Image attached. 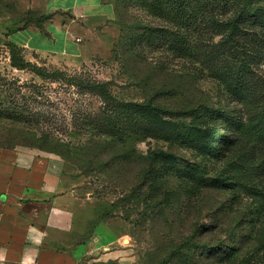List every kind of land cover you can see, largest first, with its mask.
I'll list each match as a JSON object with an SVG mask.
<instances>
[{"label":"rangeland","instance_id":"rangeland-1","mask_svg":"<svg viewBox=\"0 0 264 264\" xmlns=\"http://www.w3.org/2000/svg\"><path fill=\"white\" fill-rule=\"evenodd\" d=\"M47 1L0 0V91L11 95L13 102L25 105L35 125L33 129L0 118V138L4 134L27 138L47 133L61 139L66 145L61 149L66 185L75 190L77 206L88 207L90 230L102 220L122 230L123 249H126L122 264H224L218 252L209 257L204 252L206 247L214 248L217 242L227 239L223 231L204 234L199 231L194 239L192 235L194 225L209 223L213 216L218 217L221 224L235 227L240 224L238 216L224 211L218 213L223 207L221 204L230 196L205 190L190 205L192 192L178 188V182L171 178L167 189L180 196L172 198L170 207L161 212L158 203L130 193L133 187L138 188L139 168L109 167V170L122 169L119 173L121 186L109 178L110 171L102 170L96 160L88 163V159L106 153L105 150L82 148L90 139L102 134L98 127L103 121L104 104L98 96L83 92L72 80L82 77L106 82L119 100L150 102L167 111L166 119L175 121L181 128L190 122L192 110L200 111L206 105L227 108L242 120V125L252 126L242 133V142L234 153L261 162L260 177L255 175L258 178L254 184L264 185V136L260 135L264 122L259 120L264 99V60L254 66L247 77L254 98H238L236 93L210 79L195 80L187 63L162 48L146 44L143 49L129 50L128 38L141 32L137 23L149 22L150 18L134 0H110L115 9L114 17L88 22L82 30L80 54L20 53L25 61L55 76H39L31 67L15 69L5 44L9 33L23 26L29 17L34 19L47 13ZM239 131L242 127L238 126L228 132L231 137H237ZM136 147L139 152L146 153L148 147L167 150L169 143L164 138L147 139L138 142ZM173 149L183 159H192L190 151L180 146ZM213 167L221 169L224 161L209 162V170ZM242 197V203L236 207L241 209V214L254 211L257 224L245 228L237 244L239 255L231 264H264V252L257 245V228L264 227V201L259 200L263 206L257 208L259 201L254 197ZM101 217L105 218L100 220ZM231 241L235 243L236 239L231 237Z\"/></svg>","mask_w":264,"mask_h":264},{"label":"trees","instance_id":"trees-1","mask_svg":"<svg viewBox=\"0 0 264 264\" xmlns=\"http://www.w3.org/2000/svg\"><path fill=\"white\" fill-rule=\"evenodd\" d=\"M134 2L143 8L150 21L137 23L141 32L128 38L129 50L143 49L146 44L162 48L187 63L195 80L210 79L236 93L238 98H254L250 88L252 85L247 80L253 67L264 60V0ZM54 15L55 13H44L34 19L28 16L23 26L12 29L9 36L33 25L43 28L44 24L53 20ZM5 44L10 52L13 68L23 70L31 67L39 76H55L47 75L43 69L25 61L20 55L24 49L14 42L7 40ZM72 82L83 92L98 96L104 104L103 121L98 127L102 134L96 139H90L82 148L105 150L106 153H101L98 158L95 156L88 159V163L96 160L102 165V170L110 171L109 178L118 183L121 182L119 173L122 169L109 170V167L120 166L123 170L132 166L139 168L138 188L133 187L130 193H135L150 203H158L161 212L170 207L172 198L180 196V193L167 189L171 178L178 182V188H186L192 192L193 200H190V205L205 190L230 196L221 204L223 207L219 208L218 213L224 211L236 215L240 218V224L236 227L221 224L218 217L213 216L209 223L193 226L192 238L199 231L202 234L223 231L227 239L222 243L217 242L214 248L206 247L204 252L208 257L218 252L224 264L234 263L239 255L237 244L242 233L245 228L257 224L254 211L241 214V209L236 206L242 203L243 195L264 201V185L254 184L261 162L257 163L244 157V154L241 156L234 153L242 142L241 135L243 137L252 126L242 125V120H238L234 112L225 107L206 105L200 111L192 110L190 122L185 128H181L175 121L166 119L167 111L150 102L119 100L106 82L82 77H74ZM10 97L7 92L0 91V118L35 129L30 110L25 105L13 102ZM262 103L259 120L264 122V99ZM238 126L242 127V131L237 132V137H231L228 131ZM260 133L264 136L263 129ZM163 138L169 143L167 150L152 147H148L146 153L137 150L138 142ZM17 146L35 147L59 156L61 149L66 147L61 139L47 133L27 138L4 134L0 138L2 148ZM176 146L190 151L192 159L189 161L179 156L173 149ZM213 161L215 164L224 161V167L209 170V162ZM87 170L91 171L89 168ZM122 184L123 182L120 183L121 186ZM262 206L259 201L257 208ZM104 218L101 217L100 220ZM257 236V245L264 252V227L257 228ZM231 237L236 239L235 243L231 241Z\"/></svg>","mask_w":264,"mask_h":264},{"label":"crops","instance_id":"crops-1","mask_svg":"<svg viewBox=\"0 0 264 264\" xmlns=\"http://www.w3.org/2000/svg\"><path fill=\"white\" fill-rule=\"evenodd\" d=\"M43 28L9 36L25 52L78 55L88 22L115 15L110 0H48ZM61 156L35 147H0V264H122L123 232L110 221L90 230Z\"/></svg>","mask_w":264,"mask_h":264}]
</instances>
